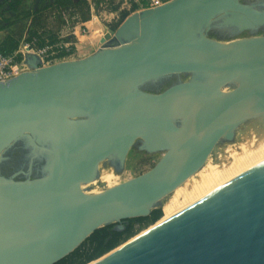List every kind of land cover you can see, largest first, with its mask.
<instances>
[{
	"label": "water",
	"instance_id": "95a60500",
	"mask_svg": "<svg viewBox=\"0 0 264 264\" xmlns=\"http://www.w3.org/2000/svg\"><path fill=\"white\" fill-rule=\"evenodd\" d=\"M238 29L264 24V2L168 0L127 16L79 60L0 82V154L21 139L46 160L41 176L0 175V264H53L113 219L149 205L205 161L216 141L264 112V36L219 42L215 18ZM190 81L157 93L144 83ZM239 77L228 92L220 87ZM180 118L176 126L172 119ZM164 150L148 171L87 195L97 164L122 159L136 138ZM95 264H264V150L229 182Z\"/></svg>",
	"mask_w": 264,
	"mask_h": 264
},
{
	"label": "rangeland",
	"instance_id": "374dc122",
	"mask_svg": "<svg viewBox=\"0 0 264 264\" xmlns=\"http://www.w3.org/2000/svg\"><path fill=\"white\" fill-rule=\"evenodd\" d=\"M239 1L242 3L254 5L255 7H259L264 2V0H239ZM104 6H105L104 4L98 3L97 9L102 11L105 9ZM99 19L100 22L102 23V26L105 28V31L109 34H113L114 31H112L108 26L114 21L112 17H109L107 15L105 16L103 13H101ZM221 23H222V18L220 17L215 18L211 23L210 27L204 31L205 36L223 43L230 42L232 40L242 39V38L264 36V24L258 25L254 28L238 29L234 26L233 27L222 26ZM82 34L83 35L88 34V29L86 28L84 33ZM58 62L59 61L55 63ZM50 64H54V63H48V65ZM43 66H47V65H43ZM193 77L194 76L191 73H176V74L165 75L155 79L154 81H149L147 83H144L141 86V89L146 92L157 93L173 84L190 81L193 79ZM238 84H239V80L238 81L236 79L231 80L226 84L222 85L220 87V91L228 92L234 89L235 87H237ZM172 121L176 126L180 125V118L177 115L173 117ZM244 123L245 121H241L230 130V132L232 133V137L230 139H226L225 136H222L216 141V143L214 144L212 150L206 157L203 164L197 169L198 171L197 170L195 171L194 173L195 175L197 173L204 171L207 167L213 166L212 164H216L215 161L217 159V155L221 157L223 150L226 149L225 147L234 144L235 138L238 136L239 130L242 128ZM163 153L164 150L150 151L146 149L142 138L140 137L136 138L133 144L130 146L128 152L122 159L118 158L115 154H112L106 157L105 159H103L102 161H100L96 166L94 176L91 179V182L81 183L80 190L87 195H94L101 193L115 185H118L124 181H127L133 177H136L148 171L161 158ZM45 162L46 160L44 159V157L40 152L35 156L31 155L30 147L26 146L24 141L19 139L14 143H12L8 148H6L0 154V175L8 177L15 174L14 177L15 179H24L27 177L32 178V177L41 176L44 173L42 169L43 166L45 165ZM241 170H239L237 173H234L233 175L234 176L237 175ZM233 175H231V177L229 176V178L227 177L222 181H220V183H218L212 190L215 191L225 183L229 182L234 177ZM177 188L175 187L173 190L166 193L161 198L157 199L156 201H154L152 204L149 205L148 215L151 213V211L156 209H160L161 211V217L156 222H151L149 218H144V220L142 221H133L130 224L131 226L128 235H125V237L119 242L117 247H115L111 251L107 252L106 254L102 255L101 257L87 264L97 263L98 260L100 261L101 258L107 257V255H110L112 252H114V250L116 251L117 248L123 246V244L125 245L126 243L137 239L138 238L137 236H139V234L141 233L145 234L146 231L149 230L151 227L153 229L155 225L161 222V220L166 216L165 214L167 213V211L164 208L165 204L169 200H171V197L173 198V196L176 194V191L180 190L182 187L178 190ZM212 190L211 191L207 190V192L205 191V193L202 194L201 196L196 197L189 204V206L194 204L201 198L207 196L208 194L212 193L213 192ZM148 215L146 216L148 217ZM125 219H113L107 222L105 225L113 224L116 225L117 227L119 226L122 227L123 225H126L128 223L126 222ZM142 234L140 236H142ZM71 261L72 264H83L81 259L72 258Z\"/></svg>",
	"mask_w": 264,
	"mask_h": 264
},
{
	"label": "crops",
	"instance_id": "0c3cea01",
	"mask_svg": "<svg viewBox=\"0 0 264 264\" xmlns=\"http://www.w3.org/2000/svg\"><path fill=\"white\" fill-rule=\"evenodd\" d=\"M57 1L0 0V42L8 36L17 42V48L13 51L16 60L24 58L30 65L38 64L36 52L44 48L47 49L44 57L51 63L83 59L101 48L100 40L107 33L99 19L101 13L116 20L120 10H127L131 15L146 9L149 2L86 0L89 4V19L81 22L72 7L59 6ZM70 1L74 4L79 0ZM98 3L104 4L105 9L98 10ZM114 7L116 9H111ZM81 28H87L88 34H81ZM59 44L71 51L58 57V49H61Z\"/></svg>",
	"mask_w": 264,
	"mask_h": 264
},
{
	"label": "bare ground",
	"instance_id": "6f19581e",
	"mask_svg": "<svg viewBox=\"0 0 264 264\" xmlns=\"http://www.w3.org/2000/svg\"><path fill=\"white\" fill-rule=\"evenodd\" d=\"M235 79L238 81L239 77ZM242 121H245V123L239 130L234 144L225 147L226 149L223 150L221 157L217 155L216 164H212L213 166L207 167L204 171L196 175L194 174L195 172L192 173L186 178L188 180L185 179L181 182L182 184L180 183L181 185L176 186V188L179 186L177 190L182 188L176 191V194L165 204V207L163 206L167 211L165 214L167 217L164 215L166 218L164 217V219L162 217L164 220L161 218V222L156 224L154 228L165 223L168 219L178 214L179 211L181 212L183 208L189 207V204L196 197L201 196L207 190L211 191L223 179L229 178V176L231 177V175L243 169L250 160L264 150V112L247 116ZM150 229L152 230V227Z\"/></svg>",
	"mask_w": 264,
	"mask_h": 264
},
{
	"label": "trees",
	"instance_id": "16d2710c",
	"mask_svg": "<svg viewBox=\"0 0 264 264\" xmlns=\"http://www.w3.org/2000/svg\"><path fill=\"white\" fill-rule=\"evenodd\" d=\"M163 1L165 2L167 0ZM57 4L59 6L69 5L70 7H72V9H74V12H77V14L79 15L81 22L89 19V4L86 0H79L74 4L71 3L70 0H58ZM111 9L116 8L114 7ZM128 15L129 11L124 9L120 10L118 13V18L108 25L109 28L112 31H115L120 23ZM16 48L17 42H15L12 37L8 36L0 42V52L3 55H12L13 51ZM60 48L61 49H58L57 52L58 57L64 56L71 51L70 49L67 50L64 47ZM17 59L20 60V58ZM160 217L161 211L160 209H156L151 211L148 217L139 216L125 219L128 223L126 225H123L122 227L119 226L120 228L113 224H107L99 227L95 229L90 235H88L72 252L53 264H72V258L81 259L83 264L90 263L117 247L119 242L125 237V235H128L131 226L130 224L133 221H142L144 220V218H149L151 222H156Z\"/></svg>",
	"mask_w": 264,
	"mask_h": 264
},
{
	"label": "built area",
	"instance_id": "2783aa9c",
	"mask_svg": "<svg viewBox=\"0 0 264 264\" xmlns=\"http://www.w3.org/2000/svg\"><path fill=\"white\" fill-rule=\"evenodd\" d=\"M162 0H149L147 8H153L156 6H159L162 4ZM86 28H81L80 33H84ZM59 47L60 44L58 45ZM46 48L40 49L36 52L39 63V66L43 65H48V63H51V60L45 59V53H46ZM31 67L28 65V62L22 58L20 60L15 59V55H3L0 52V82H6L9 79L17 76L18 74L26 71H31Z\"/></svg>",
	"mask_w": 264,
	"mask_h": 264
}]
</instances>
